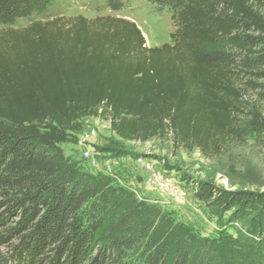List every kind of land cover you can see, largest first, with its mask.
Listing matches in <instances>:
<instances>
[{"label":"trees","instance_id":"trees-1","mask_svg":"<svg viewBox=\"0 0 264 264\" xmlns=\"http://www.w3.org/2000/svg\"><path fill=\"white\" fill-rule=\"evenodd\" d=\"M56 1L0 0V264H264V191L196 185L225 211H254L246 252H227L81 172L60 146L86 117H108L124 140L169 135L208 156L250 136L264 146V117L239 119L246 91L263 86L261 0H150L175 27L155 47L118 16L15 26Z\"/></svg>","mask_w":264,"mask_h":264},{"label":"rangeland","instance_id":"rangeland-1","mask_svg":"<svg viewBox=\"0 0 264 264\" xmlns=\"http://www.w3.org/2000/svg\"><path fill=\"white\" fill-rule=\"evenodd\" d=\"M255 5L264 16V0ZM106 15L134 21L148 46L172 42L175 27L171 10L150 0H130L119 11L107 8L106 0H57L44 15L20 20L15 26L26 27L32 20ZM258 83L263 86L245 93V107L239 117L242 124L250 119L252 111L264 117V79ZM81 121L83 130L60 144L81 172L134 192L162 216L198 237L224 246L227 252H246V241L253 233L254 211L249 208L241 215L225 211L200 195L196 185L205 181L222 190L264 191V146L253 136L229 142L221 154L208 156L198 148L176 146L169 135L147 141L124 140L112 131L108 117H86ZM162 182L164 187L159 186ZM9 253V244H0V261Z\"/></svg>","mask_w":264,"mask_h":264},{"label":"built area","instance_id":"built-area-1","mask_svg":"<svg viewBox=\"0 0 264 264\" xmlns=\"http://www.w3.org/2000/svg\"><path fill=\"white\" fill-rule=\"evenodd\" d=\"M159 185V184H158ZM160 187H164L165 186V184L162 182V183H160V185H159Z\"/></svg>","mask_w":264,"mask_h":264}]
</instances>
